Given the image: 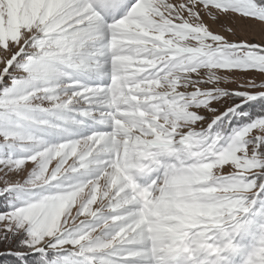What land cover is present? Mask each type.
Segmentation results:
<instances>
[{"label":"snow or ice","instance_id":"snow-or-ice-1","mask_svg":"<svg viewBox=\"0 0 264 264\" xmlns=\"http://www.w3.org/2000/svg\"><path fill=\"white\" fill-rule=\"evenodd\" d=\"M0 245L264 264V0H0Z\"/></svg>","mask_w":264,"mask_h":264},{"label":"rangeland","instance_id":"rangeland-1","mask_svg":"<svg viewBox=\"0 0 264 264\" xmlns=\"http://www.w3.org/2000/svg\"><path fill=\"white\" fill-rule=\"evenodd\" d=\"M205 22L209 25L210 29L213 32H220L221 34L226 35V38L230 41L245 40L248 42L259 43L261 40L260 30H259L258 25H253L251 29L249 30V29L244 28L240 22H235L231 25L235 29V32H236V34L233 36V35H228L226 32L222 31L220 27V23L212 22L211 20H207V19ZM223 23L225 24V26H228V22L224 21ZM245 78H254L257 81L262 79V77L259 74H255V73H250L248 74V77H245ZM222 87H225L229 90H234L237 88V84L229 83L226 85H222Z\"/></svg>","mask_w":264,"mask_h":264},{"label":"trees","instance_id":"trees-1","mask_svg":"<svg viewBox=\"0 0 264 264\" xmlns=\"http://www.w3.org/2000/svg\"><path fill=\"white\" fill-rule=\"evenodd\" d=\"M3 250V246L0 245V251ZM0 264H12V260L11 259H4V258H0Z\"/></svg>","mask_w":264,"mask_h":264}]
</instances>
